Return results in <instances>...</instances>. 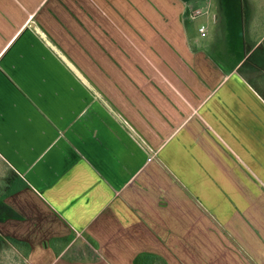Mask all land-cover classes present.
Returning <instances> with one entry per match:
<instances>
[{
    "label": "crops",
    "instance_id": "crops-1",
    "mask_svg": "<svg viewBox=\"0 0 264 264\" xmlns=\"http://www.w3.org/2000/svg\"><path fill=\"white\" fill-rule=\"evenodd\" d=\"M200 1L0 0V242L26 264H264V0L206 7V41Z\"/></svg>",
    "mask_w": 264,
    "mask_h": 264
},
{
    "label": "trees",
    "instance_id": "trees-1",
    "mask_svg": "<svg viewBox=\"0 0 264 264\" xmlns=\"http://www.w3.org/2000/svg\"><path fill=\"white\" fill-rule=\"evenodd\" d=\"M1 196V194H0ZM0 247L7 253L5 256L6 261L4 264H26L27 257L29 256L30 249L25 243L16 242L13 239L7 238L0 242ZM86 251L81 253L80 259L84 260L85 256L91 258L90 248L86 246ZM89 251V252H88ZM137 264H166L161 258L156 256H145L137 260Z\"/></svg>",
    "mask_w": 264,
    "mask_h": 264
},
{
    "label": "rangeland",
    "instance_id": "rangeland-1",
    "mask_svg": "<svg viewBox=\"0 0 264 264\" xmlns=\"http://www.w3.org/2000/svg\"><path fill=\"white\" fill-rule=\"evenodd\" d=\"M200 5L196 8L193 9V11H191L192 13V17H190L187 13V16H188V23L190 26H192L193 28H195L197 31V34H198V40H204L206 41L208 39V29H209V32L211 31V27H212V23H210V25L208 24V22H205L203 19H201L206 13L205 10H207L206 7H209V9L213 8V9H221V10H224L223 8V3H222V0H201L200 2ZM230 11V9H228ZM220 25H222L223 27H226L227 25V20L224 18L223 20V24L221 23ZM207 27V30L204 34L202 33H199V28L200 27ZM211 38V37H210ZM227 46V45H226ZM84 245L81 247V249H84ZM7 255V253L4 251L3 253V250L2 248L0 247V264H4V261H6V258L5 256Z\"/></svg>",
    "mask_w": 264,
    "mask_h": 264
},
{
    "label": "built area",
    "instance_id": "built-area-1",
    "mask_svg": "<svg viewBox=\"0 0 264 264\" xmlns=\"http://www.w3.org/2000/svg\"><path fill=\"white\" fill-rule=\"evenodd\" d=\"M187 13H188V15H189L190 17H192V13H191V12H187ZM206 30H207V27L202 26V27L200 28V32H201L202 34H204V33L206 32Z\"/></svg>",
    "mask_w": 264,
    "mask_h": 264
},
{
    "label": "water",
    "instance_id": "water-1",
    "mask_svg": "<svg viewBox=\"0 0 264 264\" xmlns=\"http://www.w3.org/2000/svg\"><path fill=\"white\" fill-rule=\"evenodd\" d=\"M69 66L86 82V80L82 77V75H80L78 72H77V70L69 63ZM86 84H88L87 82H86ZM89 85V84H88Z\"/></svg>",
    "mask_w": 264,
    "mask_h": 264
}]
</instances>
